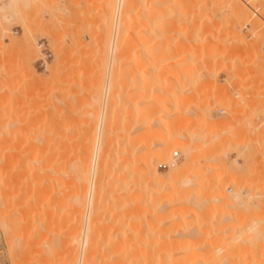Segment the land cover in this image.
<instances>
[{"label": "rangeland", "instance_id": "rangeland-1", "mask_svg": "<svg viewBox=\"0 0 264 264\" xmlns=\"http://www.w3.org/2000/svg\"><path fill=\"white\" fill-rule=\"evenodd\" d=\"M115 1H0V264H73L72 258L86 253L90 241L95 246L89 248L90 252L102 254L110 253L112 243L124 238L127 242L122 251H145L155 260L171 238L195 237L192 246L196 249L236 237L254 223L264 225V0H162L170 7L154 12L162 16L160 19L165 18L162 24L169 21L161 27L163 33H168L159 31L161 34L155 35L158 29L155 31L153 26L152 33L148 30L151 39L157 38L154 35L160 39L152 41L142 35L144 27L140 29L136 24L139 28L135 30L141 36L139 32V37L131 39L141 41L138 45L130 40L131 49L137 46L135 50L144 52L145 56L139 53L146 58L139 56L142 58L137 61L132 54L134 63L128 61L127 48H123L127 44L123 41H128L124 30L120 28L114 34L118 12ZM180 41L187 45L181 48ZM164 43L170 47L165 48ZM165 49L174 55L168 56ZM120 50L127 52L123 51L124 60L131 63V68L121 59ZM154 50L155 54L161 52L162 64L171 62L169 66L163 64L169 68L160 80L153 73L159 59H153V63L148 59L155 55ZM112 51L118 54L115 60L119 62L114 60L112 64ZM190 55L201 59L194 63V58L192 64ZM42 59H46L45 64ZM185 59L187 65L192 64V71L187 78L177 77L182 75V65L178 66L180 70L176 65L185 63ZM110 66L116 80L113 78L108 98L104 99ZM169 78L174 79L168 84ZM156 100L162 103L158 105ZM191 109L198 117L192 122L188 120ZM201 114H208L212 121L224 119L225 123L215 126L207 118L199 120ZM101 115L110 139L107 151L112 162L113 154L122 149L135 150L136 158L172 143L195 145L202 136L206 144L195 155L198 163L173 178L182 195L167 199L161 183H150L148 187L144 184L139 168L118 170L110 164L104 173L102 198L96 203L98 211L88 218L90 175L87 182H81L76 163L84 154L91 160L97 133L87 138L86 125H100ZM165 122L171 123L169 129ZM56 125L67 126L65 139L59 142L61 139L55 138L50 149L49 129H58ZM192 129L196 132L188 134ZM180 133L187 137H176ZM87 141L90 148L85 152ZM174 151L180 154L176 164L186 160L181 149L172 147L164 159L155 163L163 181L169 169L159 165L170 162ZM50 155L65 160L63 179L59 180H64V188L57 187L59 194L56 189L51 198L55 193L60 199L65 197L62 200L66 205L61 203L66 209L64 213L57 210L52 223L47 179ZM134 157L121 162L129 166ZM100 166L99 160L97 171ZM237 190L242 202L232 207L229 201ZM96 191L97 186L93 201ZM77 194L82 195L83 208L76 205ZM114 200L119 204L118 211L113 209ZM161 203H179L185 221L176 220L175 210ZM202 203L221 207L202 214L196 208ZM120 216L133 218L132 222L118 223ZM50 227L51 231L56 229L51 232ZM59 229H64L60 233L63 237L57 236Z\"/></svg>", "mask_w": 264, "mask_h": 264}, {"label": "bare ground", "instance_id": "bare-ground-1", "mask_svg": "<svg viewBox=\"0 0 264 264\" xmlns=\"http://www.w3.org/2000/svg\"><path fill=\"white\" fill-rule=\"evenodd\" d=\"M1 1V0H0ZM10 2H13V1H15V0H9ZM149 2V0H116L115 1V5H116V8L118 9V12H117V16H116V21H115V25H116V28L114 29V34H116L117 32H119V31H123V34L125 33L126 35H127V42L126 41H123L124 42V44L125 43H127V44H123L124 45V50H126L125 48H127V52H128V54H127V52L126 51H124V50H120V56H122V60L124 61V62H127V59H128V61H129V59H130V62H132V58H134V57H136L135 59H139V60H141V58L143 57V54H140V53H144V52H137L135 49L137 48V46H136V44L138 43L135 39L137 38L136 36H138L139 37V35L141 36V32L139 33V32H137V30H135V29H137V28H139L140 27V29H143V27H144V29H143V31H142V35L145 37V38H147L148 37V39L150 38H152V36H151V34L150 33H152V32H150L151 31V27L152 28H154L155 29V31L157 30V33L156 32H154V33H156L155 35H160L161 33H163L161 30L163 29V28H161L162 27V25H165L166 26V23H168V22H166L165 21V24H162V23H164L163 21H162V19H165V18H162V19H160L162 16H160V17H157L155 14H157V13H155L156 11L158 12V10H160L158 13H161V11H163L162 10V8H167V7H170V5L169 4H166V3H164L165 1H163L162 2V0L160 1V0H155L154 2L152 1V3H150L149 2V4H148V2ZM243 3H245V5L246 6H248V7H250V4L249 3H247V2H243ZM148 4V5H147ZM0 8H2L1 6H0ZM251 8V7H250ZM253 10V9H252ZM155 11V12H154ZM156 16V18H155V16ZM158 16H159V14H157ZM154 17V18H153ZM160 19V20H159ZM172 20V21H171ZM170 21L172 22V24H171V22H170V24L172 25V27H174V21H173V19H171ZM139 26V27H137V25ZM142 26H140V25ZM125 25V26H124ZM169 25V24H168ZM170 25V26H171ZM154 26V27H153ZM170 26H169V28H168V30H171L170 29ZM127 27V28H126ZM137 27V28H136ZM150 27V28H149ZM164 27V26H163ZM168 27V26H167ZM120 28H121V30H120ZM123 28V29H122ZM149 28V29H148ZM161 28V29H160ZM147 31H146V30ZM166 29V28H165ZM165 29H164V32H166L165 31ZM135 30V31H134ZM139 30V29H138ZM148 30H149V32H148ZM146 31V32H145ZM152 31H153V29H152ZM159 31H161V33L159 34ZM136 32V33H135ZM148 32V36H146V34L145 33H147ZM135 33V34H134ZM137 33H139V35L137 34ZM166 33H168V32H166ZM166 33H163V34H165V35H167ZM119 34V33H118ZM124 34V35H125ZM137 34V35H136ZM153 35V34H152ZM154 35V37H157L156 39H154V40H157V39H160V37H158V36H155ZM131 36V37H130ZM132 36H135L134 38V40L133 39H131L132 38ZM150 36V37H149ZM161 37H162V35H161ZM164 37V36H163ZM129 38V39H128ZM163 39V38H162ZM161 39V40H162ZM126 40V39H125ZM130 40H133V42H137L136 44L134 43V45L136 46V48L133 50V49H131V46L133 45L132 43V41H130ZM152 40V39H151ZM149 41V42H151L152 43V41H154V40H152V41ZM140 41H141V39H140ZM140 41H139V43H140ZM187 41H191V40H187ZM193 41V40H192ZM191 41V42H192ZM195 41V40H194ZM122 42V41H121ZM139 43H138V45H139ZM180 43H181V41H180ZM185 42H182L181 44H182V46H180L181 48H183V44H184ZM195 43V42H194ZM148 44H150V43H148ZM154 44V43H153ZM153 44H151V45H153ZM157 44V43H156ZM155 44V45H156ZM158 44H159V42H158ZM157 44V45H158ZM186 44V43H185ZM193 44V43H192ZM196 44V43H195ZM143 45V44H142ZM155 45H153V46H155ZM157 45L154 47V48H156L157 47ZM187 45V44H186ZM186 45H185V47H186ZM189 45H190V42H189ZM126 46V47H125ZM196 46H197V44H196ZM31 46H29V48H30ZM129 47H130V49H131V51L133 50V52L134 53H132L131 51H128L129 50ZM133 47V46H132ZM160 47V46H159ZM164 47H165V43H164ZM167 47H170L169 45L167 46L166 45V47L165 48H167ZM194 47V46H193ZM122 48V49H123ZM134 48V47H133ZM163 48V47H162ZM195 48V47H194ZM116 49H117V46H116ZM142 49V48H141ZM160 49V48H159ZM161 50V52H163L162 51V49H160ZM166 50V52H167V49H165ZM126 52V53H124V52ZM147 51V50H146ZM145 51V52H146ZM151 51V50H150ZM149 51V52H150ZM114 51H112V53H113ZM129 52H131V53H129ZM152 52V55H153V51H151ZM151 52L150 53H147V55L148 54H151ZM161 52H156V54H155V50H154V56H152V55H150V56H152V57H150V56H147V57H150V58H148V59H150V61L152 62L153 61V59L154 60H158L159 59V61L157 62V61H155V65H154V69L155 70H153V73H154V75H157V78H158V80H160V76H161V74H163L164 73V71L165 72H167L168 71V68L166 67V68H164V65H166V64H162V62H163V60L161 59V55H160V53ZM171 51H169V52H167V53H165L166 54V56L168 55V56H170V55H172L171 53H170ZM127 54V56H129L130 57V55H132V54H134V55H132L130 58L128 57L127 58V56H126V61L124 60L125 59V55L124 54ZM138 53H139V55H138ZM121 54H123V55H121ZM115 55L116 54H112L111 55V57H110V59H112L111 60V62H112V64L117 60V58H116V60H115ZM118 55V54H117ZM116 55V57H118ZM136 55H138V56H136ZM174 55V54H173ZM172 55V56H173ZM139 56H142V57H140L139 58ZM144 56H145V53H144ZM163 56V55H162ZM167 56V57H168ZM164 57H165V55H164ZM166 57V58H167ZM171 57V56H170ZM190 57H191V59L192 60H190V61H192L191 63L193 64V61H194V58H197L195 61H194V63L196 62V63H198L199 62V60L201 59H199L198 60V57H193V56H191L190 55ZM190 57L188 58L187 57V59H188V61H189V59H190ZM120 58V57H119ZM144 58H146V57H143V59ZM151 58H152V60H151ZM165 58V59H166ZM138 59H137V61H138ZM162 60V62H161V60ZM169 59V58H168ZM115 60V61H114ZM197 60H198V62H197ZM118 61V60H117ZM116 61V62H117ZM137 61H136V63H137ZM166 61V60H165ZM181 60H179V62H180ZM183 61V60H182ZM181 61V62H182ZM186 59H185V63H184V61L182 62V64L181 63H179V62H177V63H179V64H177L176 65V63H175V65H176V67H177V69H179L180 70V68H178V66L179 65H182L181 66V70H180V73H182V75H178L177 77H184V78H187V74H188V76L190 75V73H191V69H192V64L190 65L189 63H188V65H187V63H186ZM202 61H203V59H202ZM119 62V61H118ZM128 63L127 62V66L129 65V64H131V63ZM135 62V60L132 62V63H134ZM154 62V61H153ZM152 62V63H153ZM166 63V62H165ZM168 64L166 65V66H169L170 65V63L169 62H167ZM184 63V64H183ZM119 64H123L121 61H120V63ZM162 64V65H161ZM186 64V65H185ZM111 65V64H110ZM161 65V66H160ZM171 65H173V64H171ZM112 66V65H111ZM109 67L108 68V72H107V90L105 91V98L104 99H107L108 97H107V95H108V90L110 89V87L111 86H113V78H114V76L116 75V73L114 74V72H113V67ZM126 66V67H127ZM126 67H125V69H126ZM128 67H130V66H128ZM174 67V66H173ZM175 67V68H176ZM131 68V67H130ZM130 70H132V69H130ZM129 70V71H130ZM176 72V74L177 73H179L178 71H175ZM122 73V72H121ZM179 73V74H180ZM118 74V73H117ZM123 75V74H122ZM186 75V76H185ZM128 76V75H127ZM125 77H126V75H125ZM132 77V76H131ZM157 78H155V79H157ZM115 79V78H114ZM121 79H122V77H121ZM170 79L171 78H169V80L167 81L168 82V84L170 83ZM174 78H172L171 80H173ZM116 80V79H115ZM131 80V79H130ZM157 80V81H158ZM177 80V79H176ZM132 81V80H131ZM156 81V82H157ZM177 81H179L180 82V80H177ZM115 82V81H114ZM158 82H160V81H158ZM158 82H157V84H158ZM161 83V82H160ZM115 84V83H114ZM120 84V83H119ZM156 84V85H157ZM177 84V83H176ZM182 84L183 85H185L184 84V82H182ZM182 85V86H183ZM155 86V85H154ZM167 86V85H166ZM181 86V87H182ZM156 88V87H155ZM154 88V89H155ZM159 88V87H158ZM135 90H137V89H135ZM134 90V91H135ZM144 91V90H143ZM97 92V91H96ZM134 93H136V92H134ZM120 95V94H119ZM129 96V95H128ZM160 104V103H162V101L160 100V101H158L157 102V100H156V104ZM158 104V105H159ZM107 110V108L105 107V104H103V110ZM105 110V111H106ZM192 110V109H191ZM191 110H190V116L188 117V120L190 121V122H192V121H194L193 119H195V118H198V117H196L197 115L195 114V112L196 111H193L192 110V112H191ZM202 115V114H201ZM208 115V114H207ZM206 114H205V116H207ZM102 116V115H101ZM199 116V115H198ZM203 117L202 118H200L199 120H204L205 121V119L207 118V119H209V118H211V116H207V117H205L204 115H202ZM200 117V116H199ZM221 119V118H220ZM219 118H217V119H214L213 121L211 120V119H209V120H211L212 121V124H214L215 126H218V125H221V123H225L224 121V119H223V121L222 120H220ZM103 120H104V116H102L101 117V122H100V125H86V136H87V138H90L91 139V137H90V135L92 136L93 135V137L95 136V134L97 133V135H96V144H95V146H93V148H92V150H93V155H92V158H91V160H90V158H89V155L88 156H86V154H84V155H82V157L81 158H79L78 159V161H77V163H76V172L78 173V178H79V180L81 181V182H87L88 181V177H89V175H90V180H89V182H90V192H89V196H88V203H87V206H88V211H87V216H88V218L91 216V214L93 213V214H95L97 211H98V206H96L97 204V200H98V198L99 197H101L102 198V193H103V190H104V182H103V179H104V173H105V171H106V168H107V166L108 165H110V164H112V165H114V167H116L118 170H121V169H123V168H125V169H137V168H139L140 169V173H141V178L142 177H144V180L146 181V183H144L147 187L150 185L151 186V184H152V186H153V184H159V183H161L160 185V188H163L164 190H166L167 192H165V196L167 197V199L168 198H171L172 196H174V195H178V197L180 196L179 194H181L182 195V190H180L179 189V187L178 186H176L175 184H174V180H173V178L175 177V175L177 174V173H180V172H182V171H184L185 169H187V168H189L190 166H192V165H194L195 163H196V161H197V163H198V161L199 160H197V156H195L196 155V153H198L199 154V152H197V151H200L201 149H202V147H204L205 146V144H206V141L205 140H203L202 139V136L200 137L201 139H199V141L194 145V144H190V143H183V144H180V143H172V144H170L168 147H165V148H163V149H156V150H154V151H149V152H146L145 151V153H142V154H138V156L135 158L134 157V155H135V150H129V151H127V150H125V149H122V150H119V151H117V155H114L113 154V156H114V158H115V162H112L111 160H112V157H111V153L110 152H108L107 151V146H108V144H109V142H110V139H109V135H108V133L105 131V128L103 129V127H104V125H102L103 124ZM207 121V120H206ZM210 122V121H209ZM208 122V123H209ZM165 127L166 128H170L169 127V125L171 126V123L170 122H165ZM51 126V125H50ZM58 126V129L57 128H55V126H52V127H50V138H49V140H50V149H51V145H54L51 141H54V139L56 138V140L58 141V139H63V141H64V139H65V136H64V133H65V128H67V126H65V125H56V127ZM54 128V129H53ZM55 129H57L58 130V132L55 130ZM93 131V132H92ZM97 131V132H96ZM190 131H193L192 133L190 132V133H188V134H193L194 132H196V130L194 131L193 129L192 130H190ZM66 134V133H65ZM187 134V135H188ZM58 137V138H57ZM64 137V138H63ZM93 137H92V139H93ZM176 137H179V138H183V137H187L184 133H180V134H178ZM199 138V137H198ZM62 139L61 140H59V142L60 141H62ZM169 140H171L170 138H169ZM218 140H219V138H218ZM116 141H117V144H120L119 142H118V140L116 139ZM120 141V140H119ZM122 142V141H121ZM52 143V144H51ZM62 143V142H61ZM57 144V143H56ZM60 145H62V144H60ZM58 146V145H57ZM83 147L85 148L84 149V151L86 152V150L87 149H89L90 148V144H89V142L87 141L86 143H84V145H83ZM172 147H175V148H177V149H181V152H182V154H183V156H185V158H186V160H185V162L183 161L181 164H176V162H175V160H177V159H171V161L169 162L170 163V165H169V167H168V169H169V172H168V176H167V178L166 179H164V181L163 180H161L160 179V176H159V172H158V170H157V168H156V162L158 161V160H160V159H164V157L169 153V151H170V149L172 148ZM175 150V149H174ZM90 151V150H89ZM84 152V153H85ZM108 152V153H107ZM137 153V152H136ZM201 154L202 153H200V155L199 156H201ZM118 157V158H116V157ZM129 156H132V157H134L130 162H129V166H124L123 165V163L121 162L123 159H125L126 157L128 158ZM55 158V159H54ZM52 157L51 158V155H50V161H48V162H50V164H49V166H48V177H49V175H50V177L49 178H47L48 179V183L50 184V188H48L49 190H50V220L51 219H53L54 220V218L53 217H55V216H57V210H59V212L60 211H62V210H64L65 211V209L66 208H64V206H62V205H64L66 202H64V200H62V198L64 199L65 197H62L61 199H60V197L59 196H57L56 195V193L54 194V196H56V197H59V199H57V201H55L56 200V197H55V199H54V196H53V198H51V196L53 195V193H54V191L57 189V187H59L61 184H64L65 182H63L64 180H61V181H59L61 178L63 179V175H64V172H65V160H64V157H57L56 158V156L55 157ZM99 160L101 161V166H100V169L97 171V169H98V163H99ZM184 160V159H183ZM203 160V159H202ZM92 161V165H90V162ZM90 167H91V169H90ZM130 167V168H129ZM42 168L43 167H41V169H39V170H41L42 171ZM46 169V168H45ZM50 172V173H49ZM98 172V173H97ZM97 175H98V183L96 182L97 181ZM136 175V174H135ZM130 176V175H129ZM61 177V178H60ZM148 181V182H147ZM161 181V182H160ZM47 182V181H46ZM151 183V184H150ZM96 184V185H95ZM144 185V187L145 188H147L146 186ZM96 186H97V195H95L96 197V200L95 201H93V197H94V191H95V188H96ZM60 189L62 188V190H63V188H64V186L62 187V185H61V187H59ZM59 189V190H60ZM46 190H47V188H46ZM58 189L56 190V192H58L59 191ZM156 191L157 190H159V189H155ZM48 191V190H47ZM62 192V191H61ZM145 192V191H144ZM40 194H42V193H40ZM58 194H59V192H58ZM49 195V194H48ZM65 194H62L61 196H64ZM175 197H177V196H175ZM81 198H82V195H80V194H77V196H76V205L77 204H80L81 205V207L83 208V206H82V202H81ZM152 198V197H151ZM52 199H54V201H55V204H54V201H52ZM59 200V201H58ZM65 200H66V198H65ZM115 201V200H114ZM232 201H233V203H232ZM53 202V203H52ZM58 204H57V203ZM61 202H63L64 204H62ZM78 202V203H77ZM94 202V203H93ZM116 202L117 201H115L114 202V206H113V209H114V211H118V208H119V204H116ZM170 201H168V203H169ZM229 202H231V205H232V207L234 206V203H235V206H236V204H237V206L236 207H238V205L242 202L240 199H239V195H238V190L235 192V194H233L232 195V197H231V200L229 201ZM167 203V205H166V203H161L162 205H166V207L167 208H169L170 210H172L173 212H174V210H175V214H177L175 217V219L176 220H179L180 222H184L185 220H184V217H183V210H182V206H180L179 205V203H178V205L176 204V205H174V204H168ZM171 203V202H170ZM239 203V204H238ZM244 203V202H243ZM94 204V205H93ZM148 204V203H147ZM66 205V204H65ZM79 205V206H80ZM169 205V206H168ZM204 204L202 203V204H199V205H197L196 206V208L198 207L199 209H200V212L202 213V214H206V213H211V212H215V211H218L219 209H220V207H221V205L219 206V205H210V206H206V205H204ZM79 206H77V207H79ZM172 206V207H171ZM234 206V207H235ZM66 207V206H65ZM61 208V209H60ZM64 208V209H63ZM80 208V207H79ZM197 208V209H198ZM168 209V210H169ZM169 210V211H170ZM64 211H62V213H64ZM178 211V213H176ZM58 212V213H59ZM59 214H61V213H59ZM143 214H140L138 217H140V216H142ZM173 215V214H172ZM81 216V215H80ZM137 217V218H138ZM87 218V219H88ZM133 219V218H132ZM132 219L131 218H128V217H122V216H120V217H118L117 218V221H118V223H122V221H127V224H128V222H129V224L132 222ZM53 220H51V223H52V221ZM169 220V219H168ZM174 220V219H173ZM167 221V220H166ZM56 222V221H55ZM171 222V221H170ZM170 222H168V224L170 223ZM174 222V221H173ZM50 223V225H52ZM54 223V222H53ZM167 223V222H166ZM166 225L167 227L168 226H170V225ZM171 224V223H170ZM173 224V223H172ZM255 224L256 223H254V225H252V226H250L249 228H247L248 230H245L244 231V233H241V234H239L238 236H236V237H234L235 235H233V237H231L230 239H222L221 240V242H218L217 243V241L218 240H216V242L214 243H208V244H206L205 246H203L202 248L201 247H199L198 246V248H194V246H192L193 244L192 243H195V241H194V239H192V238H195V237H192L191 239L190 238H187V237H183V235H182V237L180 238V239H177V240H173L172 238V240L170 239V240H168V242L163 246L166 250L163 252V253H161V254H159L157 257H156V259L155 260H153L154 259V257L155 256H153V257H151L152 256V254L151 255H148L149 253H146L145 251L144 252H142V253H136L135 251L133 252V251H131L132 253H129V252H124V251H122L121 249L122 248H124L125 247V245H126V242H127V239L126 238H124V239H121V240H119L118 242L116 241V242H113L112 243V248H113V250L109 253V252H105V251H103L102 252V254H95V253H93V252H90V249L91 248H93L92 247V245H93V243L90 241H88L89 243H87V252L85 253V251H84V253L82 252L78 257H77V255L75 256V257H73L72 258V263L73 264H264V233H263V229H264V225L262 224V225H259V224H256V226L258 227V225H259V229L257 228H254V227H256L255 226ZM53 226V225H52ZM63 226V225H62ZM163 226V225H162ZM53 227H56V226H53ZM61 227V226H60ZM51 228L52 227H50V231H51ZM89 228V227H88ZM88 228L86 227V232H89V230H88ZM56 228H53L52 229V231L51 232H53L54 230H55ZM61 229V228H60ZM59 229V231H61ZM262 229V230H261ZM91 230H93V228L91 229L90 228V231ZM246 231H251L250 233H247ZM62 232L64 233L65 231H64V229L61 231V232H59V233H57V236H58V234L59 235H61L62 234ZM246 232V233H245ZM61 233V234H60ZM91 233H93V231L91 232ZM56 234V233H55ZM64 235V234H63ZM63 235H61L62 237H63ZM62 237H60V238H62ZM189 237V236H188ZM229 237V236H228ZM57 239H58V237H56ZM59 238V239H60ZM218 238V237H217ZM55 239V238H54ZM112 239V238H111ZM219 239V238H218ZM221 239V238H220ZM51 240H52V238H51ZM109 240H110V238H109ZM124 240V241H123ZM209 240V239H208ZM229 240V241H228ZM55 241V240H54ZM57 241V240H56ZM59 241H61V240H59ZM59 241H57V242H59ZM83 241L85 242L86 241V237L83 239ZM165 241V240H164ZM198 241V240H197ZM202 241V240H201ZM214 241V240H213ZM198 242H200V241H198ZM62 243V242H61ZM97 243V242H96ZM110 243V242H109ZM52 244V243H51ZM51 244H50V246H51ZM111 244V243H110ZM55 245V244H54ZM54 245H53V247H54ZM58 245V244H57ZM94 246V245H93ZM95 247V246H94ZM132 247V246H131ZM90 248V249H89ZM145 248V247H144ZM54 248H52L50 251V253L52 254V250H53ZM136 249V248H135ZM169 249H174L173 250V252H172V250H169ZM47 250V249H46ZM89 250V251H88ZM148 250V249H147ZM56 252H57V250H56ZM49 253V252H48ZM54 254V253H53ZM49 255V254H48ZM52 257H54V256H52ZM153 258V259H151V258ZM55 260H56V258H55ZM58 264H59V262H57ZM70 263H71V261H70ZM48 264V263H47ZM51 264H53V263H51Z\"/></svg>", "mask_w": 264, "mask_h": 264}, {"label": "built area", "instance_id": "built-area-1", "mask_svg": "<svg viewBox=\"0 0 264 264\" xmlns=\"http://www.w3.org/2000/svg\"><path fill=\"white\" fill-rule=\"evenodd\" d=\"M46 57H47V55H46ZM42 62L45 64L46 63V59H42ZM179 156H180L179 152L178 151H174L173 155H172V159H177ZM169 165H170V163L167 162V163L160 164L159 166L163 167V168H168Z\"/></svg>", "mask_w": 264, "mask_h": 264}]
</instances>
